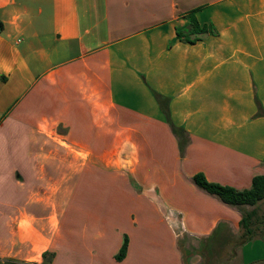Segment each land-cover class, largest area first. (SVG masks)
Instances as JSON below:
<instances>
[{
  "label": "crops",
  "instance_id": "0c3cea01",
  "mask_svg": "<svg viewBox=\"0 0 264 264\" xmlns=\"http://www.w3.org/2000/svg\"><path fill=\"white\" fill-rule=\"evenodd\" d=\"M193 11L217 33H194ZM0 21V264H200L183 245L214 257L231 231L240 239L264 200L231 206L192 177L243 190L264 175V0H0ZM156 92L189 135L184 156ZM108 131L138 149L123 170L89 154ZM151 134L172 149L170 171ZM86 173L137 198L133 222L152 212L172 256L134 254L127 234L118 260V226L68 216ZM238 244L241 264H264V226Z\"/></svg>",
  "mask_w": 264,
  "mask_h": 264
},
{
  "label": "rangeland",
  "instance_id": "374dc122",
  "mask_svg": "<svg viewBox=\"0 0 264 264\" xmlns=\"http://www.w3.org/2000/svg\"><path fill=\"white\" fill-rule=\"evenodd\" d=\"M114 129L116 130L118 127L115 125ZM66 130L68 131V127H63L62 125H59L57 129V131L61 133ZM116 132L108 131L102 134L93 133V140L96 141H93V144H97L98 146L94 145L93 150L88 149V151H92L89 154L93 157H109L111 162L110 165L114 164V169L123 170V168L128 167L127 164L131 162L132 155H137L138 149L134 144H129V146L127 144H121L120 140H117V137L121 136V138L118 139H123L122 137L124 136L126 140L127 134H117ZM149 137L153 139L152 142L158 141L157 146L152 147L153 151L156 154V158L161 161L166 169L169 168L170 171L174 162L172 149L160 145L161 141L164 140L162 135L161 139L158 134H151ZM143 151V154L149 152L148 149ZM128 158L131 159L130 162ZM124 163H126L125 166H123ZM104 179L105 178H97L93 180V174L88 173L81 177L80 186L71 201L68 216H73L76 220L82 221L83 223L86 220V212L92 210L93 217L95 216L98 218L102 224H106L108 231L112 229V226L115 228L118 226L123 232V235L119 239L123 240L127 234L133 237L134 254L140 252L147 256L163 255L169 256L170 258L173 253V240L166 228L160 227L157 222L153 220L152 212H148L146 215H143L144 213L136 214L138 221L133 222L127 215L132 208L134 210L136 209L135 211L141 209L139 208L140 205L137 206V203L134 202L137 198H131L130 194L126 193L127 191H122V187L119 183H115V185L112 186L109 179ZM258 210V217L261 218V215L264 214V205H261ZM248 211L249 210L244 211L243 214L245 215ZM253 220L252 226L256 227V233H259L262 230L264 219L261 218L259 222H255L256 219ZM89 221H91V218H89ZM115 235L116 233L113 232L114 237ZM233 235V231L227 235L229 239L227 244H216V248L212 249V251H214V257L206 251V242H204L205 244L203 243L202 245L195 246V248L191 250H188L186 246L183 245L184 255L186 258L191 253L198 255L197 260H199L200 264H241L239 259L240 245L238 244L240 239L238 240V238Z\"/></svg>",
  "mask_w": 264,
  "mask_h": 264
},
{
  "label": "trees",
  "instance_id": "16d2710c",
  "mask_svg": "<svg viewBox=\"0 0 264 264\" xmlns=\"http://www.w3.org/2000/svg\"><path fill=\"white\" fill-rule=\"evenodd\" d=\"M188 18L191 22V28L194 30V33L201 34L208 31H212L213 33H217L216 28H212L209 30L207 25L201 26L199 23L195 11L190 12L188 14ZM3 29V22L0 21V31ZM179 37L185 39L188 42H195L196 38H190L188 34H185L182 31L178 32ZM157 100L159 101L160 107L162 111L167 114L168 122L171 125L172 131L175 136L178 138L179 142V150L181 156L185 155L187 146L190 143V138L187 131L182 127H177L173 124L171 119L169 118V106L168 100L163 95L159 93H155ZM261 113H264L263 108H260ZM193 183H195L198 187L204 189L208 193L217 196L222 202L236 207H244V206H254L259 204L264 200V175H256L252 180L251 187L247 189H237L233 186L223 185L217 182L209 181L205 174L199 172L192 177ZM264 219V215L261 217ZM261 218L258 217V210L253 209L248 211L245 215L243 214L241 220V228L243 229V233L240 236V243H244L250 239H252L257 233L256 227H253V219L256 221H261ZM264 226V223H263ZM129 238L125 236L123 245L116 255L118 260H122L128 251Z\"/></svg>",
  "mask_w": 264,
  "mask_h": 264
}]
</instances>
